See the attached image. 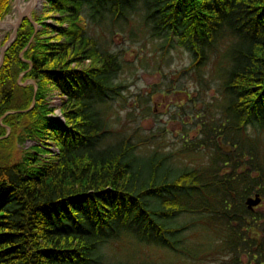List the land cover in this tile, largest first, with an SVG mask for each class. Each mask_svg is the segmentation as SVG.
<instances>
[{"label":"trees","instance_id":"obj_1","mask_svg":"<svg viewBox=\"0 0 264 264\" xmlns=\"http://www.w3.org/2000/svg\"><path fill=\"white\" fill-rule=\"evenodd\" d=\"M11 1L0 0V20ZM42 2L0 66V264H91L121 237L185 256L181 215L217 236L212 264H264V0ZM103 21L184 48L199 83L213 81L176 156L109 138L100 106L123 65L89 34ZM25 141L35 145L15 156Z\"/></svg>","mask_w":264,"mask_h":264},{"label":"rangeland","instance_id":"obj_2","mask_svg":"<svg viewBox=\"0 0 264 264\" xmlns=\"http://www.w3.org/2000/svg\"><path fill=\"white\" fill-rule=\"evenodd\" d=\"M14 1H11L9 13L0 22L11 15ZM42 5L41 0L40 7L32 11L30 18L32 14L41 12ZM89 25V34L97 40L99 47L116 54L123 65L113 81L121 87L114 92L115 95L112 93L104 99L106 103L100 106L110 125L109 138L116 141L130 137L139 144L137 151L141 154L158 151L171 152L176 156L175 152L183 140L193 139L196 135L199 117H195L203 115L204 103L216 97L213 81L209 82L210 85L203 81L199 83V77L187 69L191 64V55L176 44L163 49L161 39L152 38L147 32L131 36L128 27L119 26L116 22L103 21L100 26ZM11 33L12 30L0 31V50ZM48 100L49 105L55 108L53 115L61 119L58 95H50ZM32 145L35 143L31 141H25L22 146L15 145L14 155ZM49 149L51 154L56 152L53 147ZM197 155H192L184 163L199 164ZM184 163L177 162L178 165ZM175 221L187 223L183 233L184 249L189 252L187 255L179 256L157 246H144L128 237H121L101 247L98 257L91 264L117 261L134 264H212L215 257L212 247L219 245L213 230L188 215L178 216ZM207 241H211L210 246L199 252V244Z\"/></svg>","mask_w":264,"mask_h":264},{"label":"bare ground","instance_id":"obj_3","mask_svg":"<svg viewBox=\"0 0 264 264\" xmlns=\"http://www.w3.org/2000/svg\"><path fill=\"white\" fill-rule=\"evenodd\" d=\"M41 5V0H15L11 9V15H8L5 20L0 22V31H10L15 24V15L25 13L30 15L32 11L38 9Z\"/></svg>","mask_w":264,"mask_h":264},{"label":"water","instance_id":"obj_4","mask_svg":"<svg viewBox=\"0 0 264 264\" xmlns=\"http://www.w3.org/2000/svg\"><path fill=\"white\" fill-rule=\"evenodd\" d=\"M24 18L31 19L30 15H27L25 13H21V14L17 15V21L14 24V27L12 29V33H11L9 39L7 40V42L5 43V45L0 50V66L2 63L3 55H4L5 51L7 50V48L11 45V43L15 39L17 29H18L20 23L23 21ZM260 202H261V198L259 197V195H255L253 197L247 198L245 201V205H246L248 210H253L255 207H257L260 204Z\"/></svg>","mask_w":264,"mask_h":264}]
</instances>
